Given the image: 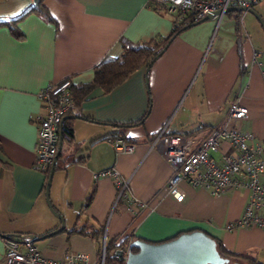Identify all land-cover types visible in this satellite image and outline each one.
Wrapping results in <instances>:
<instances>
[{
	"label": "crops",
	"instance_id": "crops-1",
	"mask_svg": "<svg viewBox=\"0 0 264 264\" xmlns=\"http://www.w3.org/2000/svg\"><path fill=\"white\" fill-rule=\"evenodd\" d=\"M38 1L52 19L39 12L20 17ZM175 18L156 0H0V264L8 234L40 237L34 242L49 259L83 251L100 264L104 237L115 242L114 252L119 241L163 242L197 229L228 252L264 264V228H227L241 217L248 191L214 195L183 181L178 201L168 186L172 165L153 145L166 127L196 146L233 103L249 108L242 129L264 139V0L183 28L154 61L110 91L95 83L102 60L167 38ZM66 79L76 97L64 119L72 135L62 132L50 186L62 221L46 199L50 170L34 165L44 113L37 93ZM119 132L133 151L116 150L111 135ZM211 155L219 161L222 150ZM105 169L127 181L121 196L123 184L95 177Z\"/></svg>",
	"mask_w": 264,
	"mask_h": 264
},
{
	"label": "built area",
	"instance_id": "built-area-1",
	"mask_svg": "<svg viewBox=\"0 0 264 264\" xmlns=\"http://www.w3.org/2000/svg\"><path fill=\"white\" fill-rule=\"evenodd\" d=\"M165 5L167 11L176 14V22L181 23L186 15L202 20L209 15L222 17L231 6L250 9L262 0H156ZM44 113L38 116V141L35 168L44 172L50 170L58 153L61 124L64 116L75 107L72 81L51 83L37 93ZM250 116L249 108L233 103L226 119L194 146L191 139L182 134L166 132L162 128L153 140L163 157L172 165L173 172L168 180L169 191L176 200L182 201L185 193L180 185L188 181L194 186L209 189L218 195L229 188H243L249 197L241 217L227 225L229 230L242 227L264 228V139L254 133L244 131L241 123ZM118 151L131 152L135 144L123 138L113 139ZM222 150L219 161L211 153ZM112 176L123 184L120 196L124 193L127 181H121L114 169H105L95 174L96 178ZM6 264H93L86 252L70 251L63 259H49L29 235L15 234L2 237ZM106 237L100 264L106 261ZM113 256L123 264L129 252V243H118Z\"/></svg>",
	"mask_w": 264,
	"mask_h": 264
},
{
	"label": "trees",
	"instance_id": "trees-1",
	"mask_svg": "<svg viewBox=\"0 0 264 264\" xmlns=\"http://www.w3.org/2000/svg\"><path fill=\"white\" fill-rule=\"evenodd\" d=\"M31 12H39L44 17L51 18L47 9L42 5V1H38L36 5L24 11L20 15V17H23ZM198 21H201V20H195L191 14L186 15L184 17L183 22L175 24L174 31L167 38L154 41L153 43H147V44H142L139 46L129 47L124 52V54L118 58L106 57L95 68V83L101 86L102 88H104V90L106 91L112 90L114 87L118 86L124 80H126L137 69H139L140 67L146 66V65L148 66L152 61H154L158 57V55H160L165 50V48L168 46L170 41L183 28H186L187 26H190ZM13 31H14V34L18 36V33L15 31V28L13 29ZM73 90H74V87L72 86V91ZM73 94H74V98L76 99L74 91H73ZM69 114L64 116L62 124H61V134L63 132L64 137H66L64 132H67L70 136L72 135V128L69 125H66L65 120H64V119H67V116ZM111 136L113 139L119 137L127 141V138L125 135H123V132L114 133ZM92 197L93 195L91 194L87 198L86 203H85L86 206L91 202ZM80 232L83 233V231H80ZM89 233L92 235H97V234H101L102 232L101 230H93V231H90ZM212 237L217 242V246H218V250L220 254L224 257L230 258V260H232L235 264H262L261 262H259L258 260L254 258H251L250 256L238 255V254H233V253L228 252L223 246V243L221 242L220 239L214 236ZM126 241H128V239L124 240V242ZM115 247L116 245L114 241L106 242L105 264H123L121 260H118L113 256V253H114L113 250L115 249ZM133 251H138V249L133 248Z\"/></svg>",
	"mask_w": 264,
	"mask_h": 264
},
{
	"label": "water",
	"instance_id": "water-1",
	"mask_svg": "<svg viewBox=\"0 0 264 264\" xmlns=\"http://www.w3.org/2000/svg\"><path fill=\"white\" fill-rule=\"evenodd\" d=\"M231 8V7H230ZM229 8V9H230ZM241 10L244 7H238ZM227 9L226 11H228ZM209 15L206 18H212ZM62 149V134L59 140L58 153L50 168L46 186V199L51 211L62 219L63 217L52 205L50 199V186L56 161ZM64 228V222L62 227ZM34 239L40 238L32 236ZM137 248L138 251H133ZM230 259L220 254L216 240L206 231L197 229L184 232L177 237L163 242H150L136 239L129 244V252L125 264H229Z\"/></svg>",
	"mask_w": 264,
	"mask_h": 264
},
{
	"label": "rangeland",
	"instance_id": "rangeland-1",
	"mask_svg": "<svg viewBox=\"0 0 264 264\" xmlns=\"http://www.w3.org/2000/svg\"><path fill=\"white\" fill-rule=\"evenodd\" d=\"M260 20V19H259ZM263 29H264V27H263Z\"/></svg>",
	"mask_w": 264,
	"mask_h": 264
}]
</instances>
